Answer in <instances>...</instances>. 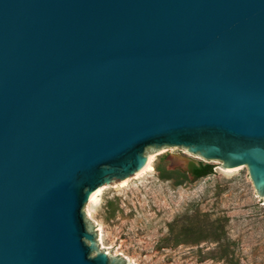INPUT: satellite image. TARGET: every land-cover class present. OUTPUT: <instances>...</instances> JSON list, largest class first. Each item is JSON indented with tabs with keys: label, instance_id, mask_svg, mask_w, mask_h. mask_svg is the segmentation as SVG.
<instances>
[{
	"label": "water",
	"instance_id": "obj_1",
	"mask_svg": "<svg viewBox=\"0 0 264 264\" xmlns=\"http://www.w3.org/2000/svg\"><path fill=\"white\" fill-rule=\"evenodd\" d=\"M162 147L264 199V0H0V264H126L84 205Z\"/></svg>",
	"mask_w": 264,
	"mask_h": 264
},
{
	"label": "rangeland",
	"instance_id": "obj_2",
	"mask_svg": "<svg viewBox=\"0 0 264 264\" xmlns=\"http://www.w3.org/2000/svg\"><path fill=\"white\" fill-rule=\"evenodd\" d=\"M146 155L150 168L101 185L84 205L100 250L126 264H264V199L246 166L224 168L182 147ZM200 162L213 172L194 178L189 163Z\"/></svg>",
	"mask_w": 264,
	"mask_h": 264
},
{
	"label": "trees",
	"instance_id": "obj_3",
	"mask_svg": "<svg viewBox=\"0 0 264 264\" xmlns=\"http://www.w3.org/2000/svg\"><path fill=\"white\" fill-rule=\"evenodd\" d=\"M187 171L192 175L194 178H199L202 176H205L207 174H210L213 172V165L210 163H189ZM193 224H190L189 226H185L184 230H192Z\"/></svg>",
	"mask_w": 264,
	"mask_h": 264
},
{
	"label": "bare ground",
	"instance_id": "obj_4",
	"mask_svg": "<svg viewBox=\"0 0 264 264\" xmlns=\"http://www.w3.org/2000/svg\"><path fill=\"white\" fill-rule=\"evenodd\" d=\"M150 160H151V156H148L146 164L136 173H140V172L142 173V171H144L145 169L150 168L152 166L150 163ZM100 190H101V188H98L94 192H92L89 196V199H93L95 197V195L100 192Z\"/></svg>",
	"mask_w": 264,
	"mask_h": 264
}]
</instances>
